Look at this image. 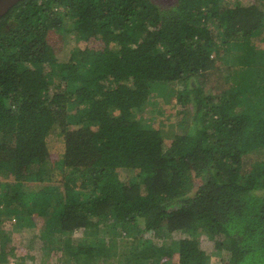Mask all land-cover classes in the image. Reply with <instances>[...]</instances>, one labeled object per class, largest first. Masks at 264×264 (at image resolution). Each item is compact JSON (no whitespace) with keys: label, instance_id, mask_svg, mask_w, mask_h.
I'll list each match as a JSON object with an SVG mask.
<instances>
[{"label":"trees","instance_id":"obj_1","mask_svg":"<svg viewBox=\"0 0 264 264\" xmlns=\"http://www.w3.org/2000/svg\"><path fill=\"white\" fill-rule=\"evenodd\" d=\"M171 2L19 0L0 15L1 262L10 264L2 228L18 223L29 235L44 225L47 233H35L43 249L70 264L101 255L143 259L146 236L179 230L187 255L186 231L200 228L215 241L216 264H264V48L256 47L264 41V0L234 8L225 0ZM69 21L81 37L107 41L88 50L93 58L84 66L59 61L49 42V32ZM215 53H227V63ZM238 61L245 66L239 78L231 69ZM233 78L243 83L235 87ZM196 80L211 92H191ZM173 83L187 109L177 113L191 112L180 123L170 120L173 106L164 113L155 106L154 93ZM141 105L147 111L137 116ZM72 118L90 129L89 142L80 141L87 146L78 158L69 152L55 165L41 147ZM54 177L64 184H45ZM123 229L135 237L122 246L116 235ZM57 231L61 240L47 238ZM20 242L16 262L24 264L34 249ZM151 245L156 257L171 253ZM187 256L184 264L209 262L200 246Z\"/></svg>","mask_w":264,"mask_h":264},{"label":"rangeland","instance_id":"obj_2","mask_svg":"<svg viewBox=\"0 0 264 264\" xmlns=\"http://www.w3.org/2000/svg\"><path fill=\"white\" fill-rule=\"evenodd\" d=\"M159 2H164L165 4L171 5L173 2L167 1V0H156ZM243 2H253L254 0H242ZM237 2H239V0H225V3H228V6H231L232 8H234L237 4ZM112 11V7L107 6L104 9V13L107 14L109 12ZM70 24V25H69ZM69 24L66 25V28L63 30L61 28L59 29H53L49 32V42L53 44L54 49L56 50L57 54H58V58L59 61L61 62H67V61H76L77 64H80L82 66L85 65V61H89L92 60L93 56L88 52V50L93 49L92 51H97L99 49H103L105 48L106 45V40L105 38H102L100 35H91L87 38H83L80 35V32L73 27H75L73 24L71 26V22L69 21ZM212 25V24H211ZM212 28V27H211ZM61 29V30H60ZM258 44L256 45L257 48H264V41H257ZM252 46V45H251ZM213 56H215V58H217L218 60H223L222 63H224L226 60H224V57L227 58L229 57V55L227 53L224 54V56L222 55H218V54H213ZM235 60V59H234ZM239 60V59H238ZM263 62V61H261ZM227 63V62H225ZM246 65V64H245ZM236 67V71L238 72L237 74V78H239V69H243L244 72L242 74H240V76H243L245 73V66L244 63H239V61L237 62V64L232 65L231 69L235 70ZM226 75V74H224ZM217 77H215L214 79L210 80L209 78H207V81H214ZM234 80V78H233ZM234 82V85L236 86L237 83V79ZM127 85L130 83L129 82H125ZM196 86H194V89L191 90V92L197 91L199 94L201 93V89L203 87V89L206 92H211L210 88L211 86H209V84H205L202 85L199 81L196 80ZM241 83H243V81H241L239 83V85H241ZM52 86H55V84H52ZM170 86V87H169ZM169 86L166 88L165 92L158 90V93H154V98H156V100L158 101L156 106V110L159 113H164V111L162 112V110L164 109V105L166 104L167 107H174V111L172 112V122L174 120L177 121V123H180L181 121H185L186 118H189V113L191 112H181V113H177L178 110H183L186 109L185 106H183L181 103H179L177 101L176 95H175V90L177 88L176 84H169ZM176 86V87H175ZM132 87L134 88V86L132 85ZM240 86H238L239 88ZM187 95V94H186ZM169 99V100H168ZM168 101V102H167ZM147 105H141V110L140 108H138V112L136 113L137 116L144 114L145 111H147ZM187 108H190L189 106H187ZM193 108V106H191V109ZM75 109V108H74ZM74 109H72L71 111L73 112ZM190 109V110H191ZM187 110V109H186ZM262 112V111H261ZM260 112V113H261ZM76 113V110L73 112ZM155 114V118L152 116V118L150 117L151 113L146 114V118L148 119H154V120H158L160 118V114ZM262 114H264V112H262ZM154 115V114H153ZM73 118L71 124L68 126V128H66V130H62V127L57 128L54 132L51 133L50 136H48V144L45 145V147H41L42 152L47 156V158H49L51 160V162L53 164H58L60 162H62V160L60 161V157L61 156H67V154L69 155V152H72L74 154V156L76 158L79 157V152H78V148H82L83 145L87 146V143L89 142L88 140V135L90 133V129L88 128H84L82 127V125H75L72 124L73 122ZM146 121V120H145ZM164 125L160 128V132L162 135H165V137H167V133L166 131H168L167 129H164L165 125L167 124L166 122H163ZM66 131H67V137H66ZM71 135L75 138H73L74 142H72V145H70L68 142L65 145L64 144V137H65V141H67V139H69V137H71ZM87 143L82 144L81 146V140L86 138ZM47 146V147H46ZM85 149V148H84ZM86 150V149H85ZM64 168L67 167V161L64 162ZM72 164V163H71ZM59 177V176H58ZM0 179H3V177L0 174ZM5 179V178H4ZM3 179V180H4ZM55 177L52 179L53 181H45V184H52V183H58L59 185H63V179H60L55 181L54 180ZM31 181V180H30ZM33 181V180H32ZM29 183V182H28ZM30 185H34L35 182H30ZM36 217V216H35ZM13 222L16 223V217H13ZM23 224H27L26 222H22ZM37 224H41L40 221L37 220ZM21 226L20 224H16V225H10L7 227L2 228L6 234H7V239H8V259H9V263L10 264H17L19 262L18 257L19 252H20V248L17 247L14 243L15 241H17V239H19L23 245H27L29 247H31L32 249H34V251L32 253H28L26 256H22L21 262L24 264H70L71 260L69 259V257L62 256V260L60 262L58 261H54L53 257L51 255V252L49 250H45L43 249V237L42 236H38L35 233L40 232L41 235L47 233V228L44 229V225L41 226H36V228H34L33 232L29 235L27 234V232H23L21 230ZM45 231V233H43ZM121 231V230H120ZM119 231V232H120ZM23 232V233H22ZM187 233H189L190 235V239L192 240L190 242V248L191 250L189 251L188 254H193L196 251L197 246H200V249H207L208 252V261L207 264H216V246H215V241L210 239L209 234L207 231H205L204 229L200 228L194 232L192 231H186ZM122 235H116V238H118V241L120 242V244H122L123 241H127L129 239H133L134 233H128L127 231H125L124 229L121 231ZM159 233H161V235L166 233L165 229H161L159 230ZM35 234V236H34ZM137 235V232L136 234ZM186 233H184L183 231H178V233H176L175 235H170L167 237H162V236H155V237H149L146 236L145 237V241H147L149 243V247H145V252L144 255L142 256L143 259H138L137 254L134 255V257H130V256H125V255H120L118 257L116 256H110V257H106V256H94L92 257L89 261L90 264H152V260H155L154 263L155 264H184L185 260L186 262H190V259H188L189 256L187 255H183L182 251L180 250V238L182 236H185ZM38 236V237H36ZM42 237V238H41ZM47 238L49 240L52 241H58L61 240L63 238V233L61 231H57L55 233L51 232L50 234L47 235ZM45 239V238H44ZM106 239L109 241V236L106 235ZM160 243L168 246L166 248H171V253L170 254H164V255H159L156 257V249L152 247V245L150 246V244H154V245H159ZM124 244H122L123 246ZM17 248H16V247ZM122 248V247H121ZM14 250V251H13ZM213 250V251H212ZM181 252V254H180ZM224 255V253H223ZM156 258V259H155ZM18 261V262H16ZM0 264H6V262H1L0 260Z\"/></svg>","mask_w":264,"mask_h":264},{"label":"water","instance_id":"obj_3","mask_svg":"<svg viewBox=\"0 0 264 264\" xmlns=\"http://www.w3.org/2000/svg\"><path fill=\"white\" fill-rule=\"evenodd\" d=\"M19 0H0V15L6 13Z\"/></svg>","mask_w":264,"mask_h":264},{"label":"crops","instance_id":"obj_4","mask_svg":"<svg viewBox=\"0 0 264 264\" xmlns=\"http://www.w3.org/2000/svg\"><path fill=\"white\" fill-rule=\"evenodd\" d=\"M263 63H264V60H263ZM235 80H236V79H234V80H233V79H231V84H234V82H233V81H235ZM233 86H235V85H233ZM236 86H237V85H236ZM236 86H235V87H236Z\"/></svg>","mask_w":264,"mask_h":264},{"label":"flooded vegetation","instance_id":"obj_5","mask_svg":"<svg viewBox=\"0 0 264 264\" xmlns=\"http://www.w3.org/2000/svg\"><path fill=\"white\" fill-rule=\"evenodd\" d=\"M167 1H170V0H167Z\"/></svg>","mask_w":264,"mask_h":264}]
</instances>
